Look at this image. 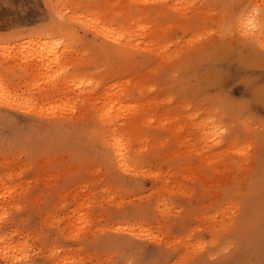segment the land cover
I'll list each match as a JSON object with an SVG mask.
<instances>
[{
    "label": "rangeland",
    "instance_id": "rangeland-1",
    "mask_svg": "<svg viewBox=\"0 0 264 264\" xmlns=\"http://www.w3.org/2000/svg\"><path fill=\"white\" fill-rule=\"evenodd\" d=\"M247 14L264 41V0H0V264H264Z\"/></svg>",
    "mask_w": 264,
    "mask_h": 264
},
{
    "label": "bare ground",
    "instance_id": "bare-ground-1",
    "mask_svg": "<svg viewBox=\"0 0 264 264\" xmlns=\"http://www.w3.org/2000/svg\"><path fill=\"white\" fill-rule=\"evenodd\" d=\"M250 21H251V23H249ZM238 22H239V23H238V27H241V28L244 29L245 31H247V30H251L252 35H251L250 37H252V38H254V39H256V40H260L261 43L264 44V41H262V39H259V38H260L259 35H261V33H260V31H259L258 29H259L261 26H260V24L258 23V21H257L256 18H251V17H249V15L247 14L244 20H243V19H240ZM240 30H241V29H240ZM240 30H239V31H240ZM109 31H112L113 34H115V32H116V30H114V29H110ZM113 31H114V32H113ZM99 32H100V31H99ZM105 34H106V33H105ZM110 34H111V33H110ZM116 34H117V33H116ZM110 36H111V35H110ZM116 36H117V35H116ZM245 36H246V35H245ZM119 37H121V36H119ZM119 37H116V38H119ZM39 38H40V37H39ZM119 39H120V38H119ZM46 40H47V39H46ZM263 40H264V37H263ZM40 41H41V40H40ZM43 42H44V41H43ZM51 43H53V42H51ZM39 44H40V42H39ZM39 44H38V47H39ZM33 45H34V44H33ZM36 45H37V44H36ZM41 45H43V44H41ZM44 45H45V44H44ZM48 45H49V44H48ZM52 45H53V44H52ZM49 46H51V45H49ZM49 46H48L47 48L44 47V49H43V47L41 46V47H42L41 51H42V50H45V48L47 49V51L52 50V49H51L52 47L49 48ZM54 46H55V45H53V47H54ZM38 47H37V48H38ZM55 47L57 48V45H56ZM39 48H40V47H39ZM48 48H49V49H48ZM56 48H55V51H56ZM31 49H32V48H31ZM31 49H30V50H31ZM39 50H40V49H39ZM39 50H38V51H39ZM57 50H58V49H57ZM41 51H40V52H41ZM52 51H53L54 53H56V52L54 51V49H53ZM50 52H51V51H50ZM59 52H61L60 54L62 55V58H63V55H64V54H62V51H60V50H59ZM59 52H58V53H59ZM32 53H33V52H32ZM34 54L36 55V57L33 55L31 58H32V60H34V58H36L33 62H34V64H36L37 62H38L37 64H39L40 61H39L38 59H39L40 57L37 56V54H36L35 52H34ZM29 55H30V54H29ZM57 55H58V54H57ZM21 57H22V56H21ZM41 57H42L43 60H44V57H43V56H41ZM51 57H53V56H51ZM51 57L48 56V58H46V57H45V58H46V59H49V58H51ZM64 57H65V55H64ZM37 58H38V59H37ZM58 58L61 59L59 56H58ZM58 58H56V60H58ZM24 59H29V60H31L30 58H27V57L24 58ZM24 59H23V60H24ZM46 59H45V60H46ZM54 59H55V58H54ZM13 60H16V61H17V59H13ZM43 60H41V62H42V63L40 62L41 64H43V62H44ZM49 60H50V59H49ZM56 60H55V61H56ZM6 61H7V60H6ZM18 61L21 62L20 59H19V57H18ZM55 61L50 60V63L54 64L53 62H55ZM23 62H25V61H23ZM35 62H36V63H35ZM46 62H47V61H46ZM46 62H45V63H46ZM45 63H44V64H45ZM57 63H59V62L57 61ZM60 63H61V62H60ZM44 64H43L44 67H48V66H45L46 64H45V65H44ZM47 64H48V63H47ZM20 65H21V64H20ZM26 65H27V64H26ZM49 65H50V64H49ZM39 66H40V65H38V66L36 65V67H38V68H39ZM42 68H43V67H41V69H42ZM0 90H1V89H0ZM3 93H4V92H3ZM3 93H1V94L3 95ZM5 95H6V94H5ZM6 96H7V95H6ZM6 96H3V97H6ZM0 97H1V96H0ZM97 109H98V108H97ZM100 110H101V109H100ZM99 113H100V112H99ZM108 113H110V112H108ZM119 113H120V112H119ZM120 114H121V113H120ZM102 115H103V114H102ZM106 115H107V114H106ZM117 115H118V114H117ZM103 116H104V115H103ZM116 124H117V123H116ZM111 128H112V127H111ZM115 128H116V127H115ZM114 131H116V130H114ZM118 138H119V140H122V139H120V137H118ZM117 142H119L120 147H121V146H124V145H122V143H120V141H117ZM119 144H118V145H119ZM123 144H124V143H123ZM125 147H126V146H125ZM125 147H124V148H125ZM117 151H118V150H117ZM122 152H124V151H122ZM117 154H118V161H120V163H121L122 165H124L125 160H123V156H124V155L122 156L123 153L121 154V153L118 152ZM125 158H126V157H125Z\"/></svg>",
    "mask_w": 264,
    "mask_h": 264
},
{
    "label": "snow or ice",
    "instance_id": "snow-or-ice-1",
    "mask_svg": "<svg viewBox=\"0 0 264 264\" xmlns=\"http://www.w3.org/2000/svg\"><path fill=\"white\" fill-rule=\"evenodd\" d=\"M251 23V21L249 22ZM261 47L264 48V44H261ZM262 102H264V86L261 87Z\"/></svg>",
    "mask_w": 264,
    "mask_h": 264
}]
</instances>
